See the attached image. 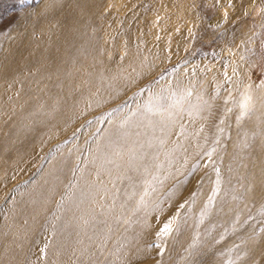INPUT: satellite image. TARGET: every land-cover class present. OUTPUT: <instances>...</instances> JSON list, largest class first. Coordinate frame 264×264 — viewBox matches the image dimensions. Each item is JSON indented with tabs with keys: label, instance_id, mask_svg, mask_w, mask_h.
<instances>
[{
	"label": "rangeland",
	"instance_id": "rangeland-1",
	"mask_svg": "<svg viewBox=\"0 0 264 264\" xmlns=\"http://www.w3.org/2000/svg\"><path fill=\"white\" fill-rule=\"evenodd\" d=\"M52 1L0 0V264H264V0H90L54 78Z\"/></svg>",
	"mask_w": 264,
	"mask_h": 264
},
{
	"label": "bare ground",
	"instance_id": "bare-ground-1",
	"mask_svg": "<svg viewBox=\"0 0 264 264\" xmlns=\"http://www.w3.org/2000/svg\"><path fill=\"white\" fill-rule=\"evenodd\" d=\"M90 0H82L81 3L70 0H54L51 9H44L40 27L43 30L39 40V47L30 53V60L35 73L43 70L55 74H70V68L78 63V59L87 50L85 47L84 29L76 28V23L82 14V8L87 7ZM76 53H78L76 55ZM45 63V65H42ZM48 85L58 91H66L70 86L67 78L57 77L56 81L49 80ZM66 99V94L61 99Z\"/></svg>",
	"mask_w": 264,
	"mask_h": 264
},
{
	"label": "snow or ice",
	"instance_id": "snow-or-ice-1",
	"mask_svg": "<svg viewBox=\"0 0 264 264\" xmlns=\"http://www.w3.org/2000/svg\"><path fill=\"white\" fill-rule=\"evenodd\" d=\"M246 107H247L246 102L241 104V108H246ZM168 229H169V225L165 224L163 226V228L161 229V233H166L168 231ZM158 235H159V233H158Z\"/></svg>",
	"mask_w": 264,
	"mask_h": 264
}]
</instances>
